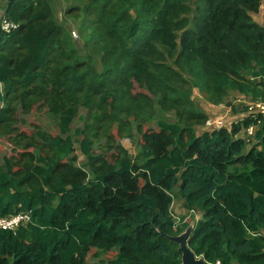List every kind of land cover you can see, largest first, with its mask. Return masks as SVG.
<instances>
[{
	"label": "trees",
	"instance_id": "obj_1",
	"mask_svg": "<svg viewBox=\"0 0 264 264\" xmlns=\"http://www.w3.org/2000/svg\"><path fill=\"white\" fill-rule=\"evenodd\" d=\"M68 1L61 17L52 0H6L1 12L19 26L0 28V138L13 145L0 163V217L30 220L0 228V264H179L167 236L196 213L197 256L264 264V118L207 126L193 93L264 102V24L253 18L264 0ZM69 17L82 19V46ZM34 107L48 109L56 135L18 126L19 110ZM78 116L84 166L70 133ZM251 126L255 141L240 136ZM134 127L130 153L115 140ZM175 199L190 215L180 228Z\"/></svg>",
	"mask_w": 264,
	"mask_h": 264
},
{
	"label": "rangeland",
	"instance_id": "obj_2",
	"mask_svg": "<svg viewBox=\"0 0 264 264\" xmlns=\"http://www.w3.org/2000/svg\"><path fill=\"white\" fill-rule=\"evenodd\" d=\"M52 3L55 5V8L59 11V15L60 17L63 16L64 11L69 8L73 3V2H69L68 0H52ZM6 4V0H0V27L3 26V18L1 15V9H3L5 7ZM253 18L255 21H257V23L263 25L264 24V2L260 8V11L257 14L253 15ZM82 19H77V20H73L72 23V17L68 18V27L71 30V34H72V39H74L77 44L79 46H82V39L79 37L80 35V24H81ZM73 30L75 31L73 33ZM84 52V50H83ZM100 65V64H99ZM82 113H85V110H82ZM20 118L23 119V122H19L18 126L22 129V130H26V131H32L35 130V124H39V125H43V127L47 130H49L53 135H56L59 132V127L56 124V120L55 118L48 112V109L42 108V109H37V107H34L29 113H24L22 112V110H19V115ZM172 118V116H171ZM150 127H154V123L152 122L151 124H149ZM79 127H84V120L82 117L78 116L74 119V121L71 124V132L73 135V139L78 138V141L75 142L74 148H75V152L74 154H76L77 156V164L80 166H84L86 163V159L87 157L83 155L80 145H79V138L80 135H77L76 133V129ZM132 132V131H131ZM112 133L117 137V130L116 128H114L112 130ZM128 130L125 131L124 136L119 139L116 138L115 140V144L121 143L125 148L129 149L130 153H134L135 152V148H134V143H133V139L140 137L139 134H137V130L134 127L133 128V132L134 135H129L128 134ZM82 137V135H81ZM107 143V139L103 136H99L96 137L95 139V151L97 153H102L103 151L101 150V148H105V145ZM12 144L9 141L8 138L2 137L0 138V163L3 161V158L5 156H9L11 155L12 152ZM114 149H110L104 152V155L110 160L113 161V157H112V153H113ZM85 161V162H84ZM176 192V191H175ZM176 195V193L174 194ZM172 212H173V216L175 218L176 221V226L178 228L183 227L184 224L186 223V220L188 219V217L190 215H187L179 200L175 199L173 205H172ZM186 229V228H185ZM184 229V230H185ZM108 257L107 255H101L99 257H91L89 256L88 261L91 264H107L108 262Z\"/></svg>",
	"mask_w": 264,
	"mask_h": 264
},
{
	"label": "crops",
	"instance_id": "obj_3",
	"mask_svg": "<svg viewBox=\"0 0 264 264\" xmlns=\"http://www.w3.org/2000/svg\"><path fill=\"white\" fill-rule=\"evenodd\" d=\"M2 10L3 9H1V12ZM193 93L195 95L196 101L199 103L201 108L207 112L208 119L222 120L225 124L242 120L248 113H250V110L254 103L258 102V100H252L250 96L231 91L230 95L226 98L223 103L214 105L205 101L200 95L198 89H194ZM204 130H206L205 126H200L197 128L198 133H202ZM256 130L257 128L255 126H251L248 129L245 128L240 133V136L243 138L251 136L250 141H255L256 138L254 137V135ZM201 216L202 215L200 213H196V220L200 219Z\"/></svg>",
	"mask_w": 264,
	"mask_h": 264
},
{
	"label": "built area",
	"instance_id": "obj_4",
	"mask_svg": "<svg viewBox=\"0 0 264 264\" xmlns=\"http://www.w3.org/2000/svg\"><path fill=\"white\" fill-rule=\"evenodd\" d=\"M18 27L14 21L9 20L8 18H3V26H1V30L4 32H11ZM250 113L258 114L261 113L264 118V102L258 101L254 103L252 106ZM216 124L218 127L224 125V121L222 120H212L208 119L206 121L207 126H213ZM30 220V215L28 213H18L10 217H0V228L2 229H11L15 230L17 226L21 223L27 222Z\"/></svg>",
	"mask_w": 264,
	"mask_h": 264
},
{
	"label": "water",
	"instance_id": "obj_5",
	"mask_svg": "<svg viewBox=\"0 0 264 264\" xmlns=\"http://www.w3.org/2000/svg\"><path fill=\"white\" fill-rule=\"evenodd\" d=\"M195 224L196 220H193L180 234L168 235L167 237L179 245L178 250L181 252V261L179 264H212L203 257L197 256L189 245Z\"/></svg>",
	"mask_w": 264,
	"mask_h": 264
},
{
	"label": "clouds",
	"instance_id": "obj_6",
	"mask_svg": "<svg viewBox=\"0 0 264 264\" xmlns=\"http://www.w3.org/2000/svg\"><path fill=\"white\" fill-rule=\"evenodd\" d=\"M2 18H3V17H2ZM18 26H19V24H18ZM17 28H18V27H17ZM17 28H16V29H17ZM16 29H15V30H16ZM73 31H74V30H73ZM73 33H74V32H73Z\"/></svg>",
	"mask_w": 264,
	"mask_h": 264
}]
</instances>
